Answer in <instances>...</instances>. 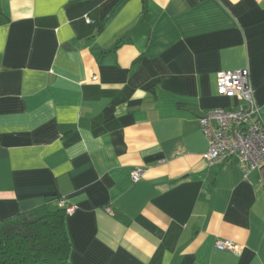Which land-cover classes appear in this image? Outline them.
<instances>
[{
  "label": "crops",
  "instance_id": "0c3cea01",
  "mask_svg": "<svg viewBox=\"0 0 264 264\" xmlns=\"http://www.w3.org/2000/svg\"><path fill=\"white\" fill-rule=\"evenodd\" d=\"M237 69L264 120V0H0V221L64 200L70 264H264V171L202 158Z\"/></svg>",
  "mask_w": 264,
  "mask_h": 264
},
{
  "label": "built area",
  "instance_id": "2783aa9c",
  "mask_svg": "<svg viewBox=\"0 0 264 264\" xmlns=\"http://www.w3.org/2000/svg\"><path fill=\"white\" fill-rule=\"evenodd\" d=\"M215 82L219 96L233 97L241 104L230 109L208 110L198 118L200 131L207 142L203 160L213 165L236 157L246 171H264V120L253 97L248 71H220ZM140 176V170L130 173L133 182H137ZM60 205L65 214L73 213L74 207L64 200L60 201ZM215 247L238 252L229 241L217 240Z\"/></svg>",
  "mask_w": 264,
  "mask_h": 264
},
{
  "label": "trees",
  "instance_id": "16d2710c",
  "mask_svg": "<svg viewBox=\"0 0 264 264\" xmlns=\"http://www.w3.org/2000/svg\"><path fill=\"white\" fill-rule=\"evenodd\" d=\"M64 209L40 206L0 221V264H70Z\"/></svg>",
  "mask_w": 264,
  "mask_h": 264
}]
</instances>
